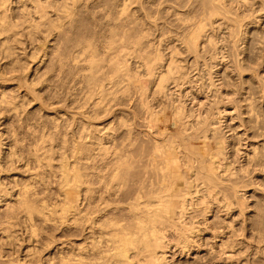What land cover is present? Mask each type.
Masks as SVG:
<instances>
[{"label": "bare ground", "instance_id": "obj_1", "mask_svg": "<svg viewBox=\"0 0 264 264\" xmlns=\"http://www.w3.org/2000/svg\"><path fill=\"white\" fill-rule=\"evenodd\" d=\"M88 1L93 2L94 0H0V54L1 53H3L2 55H4V53L9 54L12 49L14 50L15 47L16 48L18 47L17 44L18 45H25L24 42H25V40H27L28 43L31 45V47L33 49H35L37 52L39 50L42 51V56H44L45 59H47L46 56L48 55V59H50V61L53 60V62H51V63H56V64L60 65V67H63L64 64H62V63L66 61V60L64 61V58H65L66 55L70 54L72 60H74V59L76 60V58L78 57V54L80 53L81 55H83L82 58H84L86 60V64L84 63L85 64L84 67L86 69H88L87 71L85 70L86 73L84 75H82V76H84L83 79L86 77L85 79H87L88 84H91L90 87H93L94 95L96 93L99 94L100 96H105L106 95L105 94L106 93V91H105L106 89L104 90L103 88H101V87H106L107 86L106 83L105 84L102 83L103 86L99 87V85H100L99 81L100 82H102V81L105 82V80H104L105 78H102V76L105 77V75L104 74L102 75L101 71H100L101 74L97 73V71L99 72L98 69L101 66L103 67V64H105V66H107V64H108V67L110 68L109 72L111 70L113 72L112 76H111V74H109V78L112 77L111 80H109V82H112L114 80L118 81V80H120L119 79L120 77L123 78L124 82L126 80V83H124V84L122 83L120 88H122V86H124L126 84H130L129 87L131 85H134V86L138 85V87L141 89V91L146 93V91H149L148 88L151 87V86L148 87L149 83H150V85L152 84L151 82L156 83L157 88H155V90H156L157 94H155V95H158L159 93L160 94L164 93V95L166 94V97H167L166 99H168V101L166 102L167 106H166V108H164L165 111L167 112L166 115L164 114V117L165 116L167 117L166 118L167 121L165 120L166 123H167V125H166L167 127H166V132L160 131L158 127H155L156 130H155V128H154V130L156 131V136H154L153 133H150L151 131L150 132L147 131V132H149V133H147V136H148L147 146H143L142 144L134 143L136 145H134V147H132L133 144L131 143L132 144L131 148H133L132 150L129 149V151L131 150L130 151L131 154H130V152L127 149H124L125 145L122 146V148L118 150L116 147H112V148H110V146L108 147L107 145H105V142L100 139V141L98 143V148L102 151V154L107 156V157H108V155H109V157H111L112 156L111 152H112L113 153L112 159H113L114 163H113V161H111L113 164L111 165V168H110L109 172H108V170H109V168H108L106 176H103L104 174L103 175L100 174V175L103 176V178L100 177L102 179L99 180V182L97 184L98 187H96V188H94V183L95 182H93V180H92V178H94V177L91 178L92 173L90 174L88 171H85V172L80 171L82 169H80V167L76 166V165H75L76 167L74 166V168L70 169V167L68 168L67 163H65V162L63 164L61 163L62 164V169H61L62 170V174H61L62 178L61 179L63 180V184L67 187V191H66L67 194H66V200H65V206H66L65 208L67 210L66 209H63V210H66V211H68L71 214L72 225H69L70 226L69 228H71L72 233H73V234H71L72 237H73V241H71V243H70V251H69V253H67L66 256L65 255L64 256H60L59 264H175L176 263L175 260H176L177 256L178 257H181V256L183 257L184 255H187V254H188L187 256H189L190 252L196 251V253L197 252L199 253V251L201 249H203V246H204V243H205V239H204L205 236H203V233L207 232L208 230H210V232L212 231L210 233V236H211L210 238L215 240V242H216L217 239H219L217 241L220 242L219 246L222 249L225 250V248H227V247L231 248V246H232V245H230L231 241H229L228 238H227L228 240H224L223 239L224 237L221 236L222 233H221V230H219L220 229L219 224H221V223L219 221L218 222L217 221L216 222L209 221L208 217H209V215L210 216L214 215L217 212L218 213L226 212L227 214L233 213V211L236 209V207L239 208L240 204L243 203V202H241L242 198L240 197V195H241L240 194V192H241L240 191V186L243 185V183L239 186V183H240L239 181L243 180L242 178H244V176L249 173V171H250L249 170V166L254 168V169L256 167H259V168L260 167H264V133L261 132V134H259L261 137H263L261 139L262 143L259 144V145H255V147L252 149V151H250L251 154H248V156L245 155V157L247 156L246 159L244 160L246 162V164H245L246 167H245V165H242V164H240V166H237V164H236L237 162L235 161V159H233V157H234L233 155H235V153H233V152H237V154H239L238 153V152H240L239 151L240 150L239 146L241 145L240 142H241L242 139H240V140H238L236 142V141H234L235 137H234V140H232L233 137L228 138V136L225 134L226 131H224V129H223L224 121H222V118L225 117L224 116L225 113L227 115V112H226L227 111V107H229L231 105L235 109L238 108V105L240 106L241 109H244L241 113H243V112L247 113L246 117H247V120L249 122H252V121H254L255 123L258 122L260 113L257 114L254 111V106H256V105L253 106V104L251 103L252 102L251 101L252 97L250 95H253V97H254V92L255 91H251V92H253V94H250L248 92V91H250V90H248L249 87L247 88V87H245V85H242V84H244V83H242L243 82V78H244V77L242 78V74L245 73V70L243 71L242 68H244L246 66V65L243 66V64H245L244 62H246V61H244V59H243L244 62L242 64V61H240V60L236 61L237 58L236 59L234 58V60H232V61L230 60L231 61V64H230L231 68L229 67V69H226V66H225V63H226V60H227L226 58H228L229 55L227 56V54H225V52L222 51V47L225 46L229 42H226V44H224L225 42L224 43L221 42L222 43V44L220 43L222 45L221 46L219 44V42L221 40L219 42L216 41L215 39L218 38V37L212 38L211 37V36H213L212 32H209V34L210 33L212 34V35L211 34L209 35L207 33L208 32L207 30L210 29V30L213 31L215 29L216 30H218V29L220 30L221 29L220 33L223 31V34L220 35V38H228V37L230 38L232 36V34H233V36H235V34L236 35L238 34V32H237L238 28L241 26L240 20H238L237 18H235L233 16H229V11L225 8V4H224L223 0H193L194 5H196V3H198L196 6L201 8L202 16L199 19L197 17V16H200V14H201V11H200L199 15L196 14L197 15L196 17H197L198 20L190 21L191 19H188L187 17H185V15H184V17L181 15V17H183L182 20L184 21L182 27L185 28V30H183L184 28L182 30L185 31V32L181 33V36H175L176 39H174V40L178 41L179 45H178V48L176 46L174 48H172V51H171V54L169 55V57H164L159 52L156 53L155 55H152V54L149 55V56H145L144 54L141 55L139 53V49L142 46H144L142 44H145L146 42H150V41L146 40L148 38H147V36L145 37V34L143 35L142 32H141L142 34L139 33L140 31H136L135 28H134V30H133L134 32H131V31L128 32L126 30H124V31H118V30L116 31L115 30V31H112L111 34L109 33L110 34V38H109V41H107L108 42L107 43L108 46H107V44H105V47H109V49L107 50V52H105L103 50V52L107 53V56H105L104 58L100 57L99 59H97L98 57L95 58L96 51H95V49L92 48V46L90 44L91 41L90 42L87 41V40H89V38L86 39L87 36L90 37V35L95 33V32L92 33V31L95 30V29H93V30L91 29L92 30L91 31L92 34H90V35H88V32H85L87 30L89 31V28L86 25L89 24V23H93L92 21H94V19H96V18L93 19V17H90V19L91 18L93 19L90 22V21H88V20H90V19H88L89 17L86 15L87 19H85V18L82 19L84 16L81 18V14L82 13L84 14L85 11L82 12L80 15H78L79 12L83 11V10H81L82 7L87 9L86 2H88ZM103 1L104 0H101L102 4L104 3ZM106 1L107 0H105V2ZM115 1H117V0H115ZM178 1H176V2H178ZM186 1L187 0H185L183 2V0H182V3H184V4L183 5L181 4V6H180L181 8H182V6H184L186 4ZM259 1H261V0H259ZM99 2H100V0H99ZM99 2L97 1V4ZM124 2H123V12L126 13L125 9H126L127 5ZM132 2H134V1H132ZM180 2H181V0H180ZM193 2H191V3H193ZM238 2H239V4H238L239 6L243 3V2L240 3L239 0H238ZM244 2H246V1H244ZM247 2L245 3V5L246 4L248 5ZM250 2H253V1H250ZM108 3L110 4V0H108ZM108 3H106V4H108ZM128 3H130V2H128ZM235 3H236V1H235ZM14 4H16V6L18 5L17 6L18 9H17L16 12L11 7V6H15ZM97 4L95 6H97V8H98ZM121 4H122V0H121ZM121 4H119V5H121ZM177 4H178V6L180 5L179 3H177ZM250 4L252 5V3H250ZM99 5H101V4H99ZM141 5L143 6V4H141ZM159 5H161V4H159ZM192 5L190 4V6H192ZM194 5L192 7H194ZM245 5H244V7H245ZM251 5H248V6H251ZM91 6L94 9L95 6L93 7L92 3H91ZM102 6L103 5H101V7ZM180 7L178 9H180ZM88 8H89V10L92 9V8H90V6ZM109 8H110V6H109ZM112 8L115 9V7H113V6H112ZM118 8H119V6H118ZM137 8L140 9V7H137ZM188 8H190V7H188ZM250 8H248V9L250 10ZM262 8H260V9L262 10ZM113 9H111V10H113ZM191 9H195V8H191ZM197 9H199V8H197ZM235 9H236V6H235ZM115 10L117 12H113V14L114 13H118L119 12L118 10H120V9H118V10L115 9ZM146 10L147 9H145V11ZM154 10H155V8H154ZM195 10H194V14L199 12L197 10H196L197 11L196 12ZM239 10H241V9H239ZM261 10H260V12H261ZM86 11H88V9ZM104 11H106V10H104ZM158 11H160V10H158ZM174 11H176V10H174ZM123 12H122V14H123ZM187 12H188V10H187ZM241 12H242V10H241ZM244 12H245L244 15H246L248 17L247 14H249V13H246V12H249V11L246 10ZM92 13H94V11H92ZM92 13H90V15ZM100 13H102V12H100ZM97 14L98 13H96L95 16ZM129 14H130V16H128V17H130V19L133 18L132 16L135 15V14L132 15L131 13H129ZM150 14H148V15H150ZM77 15L80 16L79 17L80 19L77 17ZM244 15H243V17H244ZM171 16H172V14H171ZM235 16H236V14H235ZM250 16H252V13H251ZM120 17H121V15H120ZM243 17H242V19H243ZM78 19H79V22H82L81 20H84V21L87 20L88 21V22L86 21L87 24H85L86 22L81 24L82 26L85 25V27L88 28L87 30L83 31V33L87 34V36L85 35L86 37H84V34L82 33V30H81L82 28H78L79 31L76 28H74V30L76 29V31L79 32L78 34L82 33L83 35H78L77 34L76 37H71L72 35L68 34L69 31L73 30L72 29L73 27L81 26V25H78V24H80L78 22ZM117 19H115V20H117ZM146 19L148 20V18H146ZM109 20H110V16H109ZM123 20H124V18H123ZM246 20H247V18H246ZM155 21H157V23H158L157 19ZM155 21L153 22V24L155 23ZM169 21H171V20H169ZM76 22H77V24L75 25ZM133 22H135V21L133 20ZM94 23L96 24V21ZM136 23H137V21H136ZM260 23L261 22H259V24ZM114 24L116 25V23H114ZM121 24H122V22H121ZM251 24H252V20H251ZM110 25H111V23H110ZM118 25H116V26H118ZM254 25H255V23H254ZM254 25H251L250 27H252ZM90 26H93V24H91ZM94 26H96V25H94ZM108 26H109V24H108ZM125 27H127V26H125ZM134 27H135V25H134ZM259 27H260V25H259ZM90 28H92V27H90ZM131 28L133 29V27H131ZM148 28H151V27H148ZM113 29L114 28H112V30ZM115 29H116V27H115ZM245 29L249 32L247 27H245ZM154 30H155V27H154ZM252 30L256 31L257 29L252 28ZM258 30H260V29H258ZM261 30H263V29L261 28ZM250 32L252 33L251 30H250ZM260 32H262V31H260ZM213 33L215 34V32H213ZM218 33H217V36H218ZM251 33H249V34H251ZM256 33H257V31H256ZM258 33H259V31H258ZM103 34H104V31H103ZM97 35H98V33H97ZM56 36H58V37L56 38ZM100 36H102V35H100ZM116 36H117V38H116ZM118 37H119V41H118ZM172 37H174V36H172ZM42 38H43V40H41ZM92 38L93 39H90V40H94L93 36H92ZM152 38H153V36H152ZM220 38H218V39H220ZM39 39L41 40L40 42L38 41ZM60 39H61V42H60ZM167 39H168V36H167ZM230 39H231L232 42H234L232 40V38H230ZM36 40L38 41L37 43H36ZM250 40L251 39L247 40V43ZM263 40L264 39H262V42H260V43H263ZM256 41H258V40H256ZM259 41H261V40H259ZM34 44H36V47L34 46ZM92 44H94V42ZM250 45H251V43H250ZM70 46H73V49H74L73 50L74 52L72 54L71 53L68 54ZM121 46L129 47L130 51L127 50L128 52H125L126 50L124 49L125 51L123 50L124 51L123 52L120 49ZM146 46L147 45L145 44V47ZM229 46H231V44ZM229 46L226 45L225 49H227V47H229ZM234 46L236 47V42H235ZM257 46H258V44H257ZM257 46H256V49L258 48ZM260 46H262V45H260ZM105 47L103 49H105ZM94 48H96V47L94 46ZM97 48H98V46H97ZM159 48H160V46H159ZM252 48H254V47L252 46ZM149 49L151 51V48H149ZM200 49H206L207 50V51L205 50L206 52L205 51L204 52L206 53V56L208 57L207 60H209V63L206 64V60L203 59L204 60L203 64H205L204 68L206 70H204L203 67L201 68L199 66V64L202 62L201 58L205 57V53L203 54V56L200 55V53H201ZM229 49H230V47H229ZM232 49L234 50L235 48H232ZM262 49H264V48H262ZM50 50H51V52H50ZM231 50H229L230 51L229 52L230 55H231ZM235 50L232 52V55L233 54L234 55L237 54L236 53L237 51L235 52ZM250 50H252V49H250ZM101 51H99V53ZM168 51H170V50H168ZM238 51H240V50H238ZM263 51L261 53H263ZM12 52L13 51H11V54H12ZM48 52H49V54H47ZM75 52L76 53L79 52V53L76 55ZM15 53H17V52H15ZM33 53H35L34 50L32 51L31 55ZM50 53L52 55L51 57H50ZM185 53L188 54L190 59L192 58L191 62H192L193 69L191 68L192 66L190 65L191 66L190 68L192 69V74L191 75H189V72L187 71L188 70L187 66H186V69H184V66L182 67L183 64H180V60L177 59L178 58L177 54H179V56H180L182 54L184 55ZM226 53H227V51H226ZM242 53H243V50L240 53V55ZM246 53H244V55ZM33 55H35V54H33ZM98 55H100V54H98ZM263 55H261V56L256 55V56H259L262 59ZM7 56H9V55H7ZM36 56H37V54H36ZM248 56H250V55H248ZM34 57L32 56V59ZM207 57H205V59ZM236 57H238V56H236ZM252 57H254V56H252ZM5 58L7 59V57H5ZM131 58L133 60H134V58H137V60L135 62L139 63V65H138V67L140 66L139 69H135V70L132 69L134 66H131L130 65L131 61H129ZM229 58L232 59V57H229ZM263 58H264V56H263ZM68 59H70V57H68ZM81 59H79V62H80ZM199 59L201 60V62L199 61ZM257 59H258V57H257ZM253 60H255V58H253L251 61H253ZM42 61H44L43 58L40 59V61H38L39 62V66L41 65L40 63H42ZM50 61L48 63H50ZM105 61H106L107 64L105 63ZM67 62H65V63H67ZM258 62H259V60H258ZM258 62H255V63H258ZM10 63H11V65H13L10 68V71H11V73L15 74V71H17V66L19 65V63L17 64V66L15 65L17 62L15 63L13 60ZM32 63H35V62H32ZM68 63H71V62L69 61ZM251 63H248V67L247 68H249L251 66L250 65ZM261 63L263 64V62H261ZM50 64L48 66H50ZM61 64H62V66H61ZM218 64H222V65H220L221 68H223L225 66L223 68V70L221 69L222 70L221 74H218V71H220L219 69L218 70H212L214 68L213 66H217ZM262 64H260L259 66L257 64H255V65L260 67ZM43 65H41V66H43ZM45 65L47 66V64H45ZM81 65H83V64H81ZM255 65H254V69L256 67ZM57 66H55V67L57 68ZM71 66L74 69L73 65H71ZM36 67H38V66H36ZM261 67H260V69H261ZM101 68H100V70H101ZM217 68H219V65L216 67V69ZM251 68H253V67H251ZM3 70H1V71H3ZM65 70H67V68H65ZM65 70H63V71H65ZM257 70H259V68ZM4 71H6V70H4ZM54 71L56 72V69ZM82 71H84V70H82ZM255 71H256V69H255ZM20 72H21V70L19 71V73ZM71 72H73V70ZM71 72H70V74H72ZM102 72H104V71H102ZM253 72H254V70H253ZM19 73H17V74H19ZM229 73L231 75L233 73L234 74L237 73L238 76L241 75L242 79L241 78H239V79H241L242 81L239 80L240 84L238 86H236V89L234 91H232V93L236 94L238 96V97L236 95L234 96V97L238 98V101L235 99L237 101L236 103H239V102L242 101V104L239 103L237 105H235V104L233 105L232 103L235 102V101L234 100L232 101V100H230V98L227 97V95L229 93V92L227 93V91H228L229 88H226V86L228 87L229 85L232 84V83L229 84V81H228V79L230 78L229 77V75H230ZM258 73H260V72L258 71ZM0 74H2V73H0ZM17 74L12 75V76L14 78L16 77L18 79L19 78L22 79L23 76L21 75V73H20V75H17ZM41 74H43V73H41ZM44 74H45V71H44ZM57 74H59V73H57ZM254 75L255 74L253 73V76ZM2 76H0V81H1ZM70 76H72V75H70ZM263 76H264V74H263ZM25 77H27V76H25ZM214 77H216L215 80H219V81H217V83H214V81H215ZM237 77L235 76V78H237ZM256 77H258L257 79H259L260 76L258 75ZM256 77H255V79H256ZM9 78H10V76H9ZM48 78H47V80H48ZM67 78L69 79V76ZM248 78H249V76H248ZM260 78L262 79L263 77H260ZM68 79H67V81L69 82ZM101 79H103V80H101ZM251 79H253V81H256V80H254V77H253V78L247 79L248 82H249V80H250V82H252ZM45 80H46V78H45ZM123 80L121 82H123ZM232 80H234V79H232ZM35 81H38V80H35ZM63 81H64V79H63ZM106 81H108V79ZM261 81L262 80H258L256 83L258 84V82H260V84H258V85H260V88H259L260 91H258V92H262L261 94H263L264 93V86L261 85V83H262ZM6 82H7V80H6ZM26 83H27V80H26ZM235 83H236V81H235ZM43 84H45V83H43ZM88 84H86V85H88ZM118 84L120 86V82ZM252 84H254V82H252ZM33 85H34V83H33ZM64 85H66V84H64ZM75 85H73V86H75ZM194 85H195V87H193ZM110 86H111V84H110ZM35 87L38 88L39 85L37 86V84H36ZM35 87H34V89L36 91ZM57 87H59V86L57 85ZM192 87L194 89H196V90H193ZM233 87H234V85H233ZM88 88H89V85H88ZM126 88L128 89V87H125V90H124L125 92H127ZM139 88H138V90H139ZM188 88H189V90H187ZM63 89L65 90V87ZM108 89H109V86H108ZM119 89H117V90H119ZM251 89L253 90V88H251ZM29 90L33 91V88L30 87ZM183 90H184L185 93L184 94L180 93ZM90 91H91V88H90ZM103 91H105V92H103ZM113 92H114V90H113ZM143 92H142V94H143ZM174 92L176 94H174ZM123 93L124 92L122 91V96H123ZM148 93L149 92H147V94ZM61 94H63V93H61ZM70 94H73V93H70ZM97 94H96V96H97ZM129 94L131 95L130 92H129ZM172 94H174L175 96L168 97V95H172ZM108 95H107L106 99H108ZM112 95L113 94L111 93V95H110L111 97H109L110 99L111 98L113 99ZM118 95H120V93ZM130 95H128V96H130ZM183 95H184V98L182 97ZM32 97H33V95H32ZM36 97H37V95H36ZM46 97H47V95H46ZM87 97H89V96H87ZM126 97H125V99H126ZM75 98H77V97H75ZM143 98H141V99L144 101ZM154 98H156V97H154ZM201 98L205 99V100L202 101V100H200ZM254 98H252V99H254ZM1 99H2L1 103L10 104V105H7L9 110L13 109V108H16V104H14L12 102H11L12 103L11 104V103H9V101L7 102L6 100H4L5 99L4 96H2ZM98 99H99V97H98ZM101 99H103L104 102L106 100L104 98H101ZM187 99H189L190 102H191L190 107H187V105H186V100ZM103 100H101V101L103 102ZM109 100L108 101L106 100V102H109ZM145 100H147V99H145ZM17 101H19V100H17ZM58 101H59V99H58ZM75 101H76V99H75ZM39 102H41V101H39ZM68 102H69V100H68ZM163 102H165V100ZM41 103H43V102H41ZM157 103H158V101H157ZM64 104H66V103H64ZM102 104H104V103H102ZM102 104H101V106H103ZM147 104H146V108H147V110H149L148 109L149 106L147 107ZM121 105H122V103H121ZM142 105H144V103ZM47 106H48V104H47ZM59 107H60V105H59ZM103 107H105V105ZM66 108H68V107H66ZM71 108L72 107H70V109ZM85 108H86V106H85ZM118 109H120V108H118ZM122 109H125V108H122ZM261 109H263V108H261ZM59 110H60V108H59ZM150 110H149V114H150ZM80 111L82 112V110H80ZM152 111H154V112H151L152 115H149V116H152L150 118V121H158V119H160L159 116L162 113L160 111L156 112L154 109ZM256 111H257V109H256ZM104 112H106V111H104ZM16 113H18V112H16ZM158 113H161V114L159 115ZM163 113H165V112H163ZM238 113H240V112H238ZM241 113L239 115H241ZM72 116H74V115H72ZM67 117H68V115H67ZM161 117H163V115ZM85 118H87V117L85 116ZM126 118H128V117H126ZM147 118H149V117H147ZM89 119H90V116H89ZM241 120H242V123H243V119H241ZM248 121H247V124H248ZM78 122H79V120H78ZM60 123H58V124H60ZM148 123L150 124L151 122H148ZM152 123L150 125L154 126L158 122H156V123L154 122L155 124H152ZM146 124L147 123H145V125ZM129 125H131V124H129ZM156 125L158 126V124H156ZM81 126L82 125H80V127ZM63 127H65V124L63 125ZM96 127L94 128L95 130H96ZM129 128H131V127H129ZM123 129H124V126H123ZM99 130L101 131L102 128H100ZM151 130H152V128H151ZM57 131H59V130H57ZM77 132H78V129H77ZM262 133H263V135H262ZM128 134H130V133H128ZM73 135H74V133H73ZM94 135L96 136V134H94ZM124 135H125V133H124ZM140 135H141V133H140ZM235 135L238 137L237 134H235ZM232 136H234V135H232ZM99 137H100V135H99ZM60 139H61V137H60ZM75 139H77V138H75ZM135 139H137V138L135 137ZM139 139H140V137H139ZM80 140L81 139H79V141ZM95 141L93 139V141L91 143H93ZM121 141L123 143V140H121ZM86 142H88V141H86ZM85 143H82L81 146L83 144H85ZM76 146H77V144H76ZM87 147H89V146H87ZM95 147L96 146L94 145V148ZM78 150H80V149H78ZM13 151H11V154L9 156L14 155ZM86 151H87V149L83 151L85 153V156L88 155L86 153ZM76 152H77V150H76ZM83 152L81 153L82 155H84ZM88 152H91V151L88 150ZM45 153H46V151H45ZM37 154H39V153H37ZM79 154H80V152H79ZM79 154H78V157L81 160V157L79 156ZM110 154H111V156H110ZM52 156H50V158ZM83 158H85V157H83ZM88 159H89V157H88ZM105 159H107V158H105ZM109 159L110 158H108V160ZM77 161H79V160H77ZM103 161L104 160H102V162ZM79 162H81V161H79ZM92 162L93 161H91V163ZM68 163H69V160H68ZM75 163H76V161H75ZM86 164H87V162H86ZM105 164L107 166V162ZM90 165H88V166H90ZM103 165L104 164H102V166ZM48 166H50V165H48ZM81 167H82V165H81ZM103 168H104V166H103ZM86 172H88V173H86ZM96 177H95L94 181H96ZM246 177H248V176H246ZM97 181H98V179H97ZM3 185L0 182V203L2 201H4V199L7 198L8 195L10 194L8 192L7 188H5L6 186L4 185L5 186L4 187ZM241 187H243V186H241ZM26 190L27 189L25 188V191H22L20 193L22 198L18 201L20 203L18 205L27 206L26 203H28L29 200H28L26 194H27V192L29 190L28 191H26ZM64 190H66V188ZM28 194H29V192H28ZM243 195H245V194H242V196ZM28 197H29V195H28ZM244 199H246V198H244ZM2 204H3V202H2ZM0 206H1V204H0ZM241 206H240L239 209L242 210ZM19 210H20V208H19ZM31 210H34V208L31 209ZM243 211L244 210H242L241 212L243 213ZM241 212H240V214H241ZM226 213H224V214H226ZM221 215H223V214H221ZM231 223H232V221H231ZM231 223H229L227 221V224L226 223L225 224L231 226L232 225ZM222 224H224V223H222ZM43 226H44V224H43ZM6 227H8V226H6ZM60 227H62V226H60ZM57 228H58V226H57ZM12 229H14V228H12ZM232 232L235 233L234 229L232 230ZM230 236L232 237L233 235L231 234ZM230 236H227V237H230ZM77 242H80V243L77 244ZM207 246H208V244H207ZM219 246H218L217 249H220ZM228 248H227V250H228ZM224 250L222 252H224ZM212 253H213V251H212ZM214 253H215V251H214ZM2 258L3 257L0 256V264H5L4 261L2 260ZM211 258H214V257H211ZM193 259H195V258H193ZM210 260H213V259H210ZM229 261H231V260H229ZM25 262H26V260H25ZM209 263L211 264V262H209Z\"/></svg>", "mask_w": 264, "mask_h": 264}, {"label": "rangeland", "instance_id": "obj_2", "mask_svg": "<svg viewBox=\"0 0 264 264\" xmlns=\"http://www.w3.org/2000/svg\"><path fill=\"white\" fill-rule=\"evenodd\" d=\"M97 1L99 2V0H94L93 2H91V1L86 2V4H87L86 7H87L88 11H86L87 10L86 8L82 7L81 10H83V11H81V12L78 13V15H80L82 12L85 11L84 14L82 13L83 15L81 14V18L84 16L82 19H84V18L87 19L86 18L87 16L89 17L88 19H90V17H93V19L96 18V19H94V21H92L93 20L92 18L90 20H88L90 22L91 21L93 22V23H89L90 25L93 24V26H90L89 24H87V22H88L87 20H86L87 22L84 21V20H81L82 22H79V19H80L79 17L80 16L77 15V17L79 18L78 19V22L80 23L78 25H81L82 23H85L86 22L85 24H87L86 26L89 28V31L90 32L87 30L88 28H86L85 25L84 26L81 25V26H78V27L75 26V27L72 28L73 29L72 31H69L70 33L68 32V34L72 35L71 37H76L77 36V34L79 33L78 32L79 31L78 28H82L81 29L82 30V33H83V31L87 30L85 32H88V35H90L93 32H95L92 35H90L91 38L89 36H87V34H85V33H83V34H84V37L87 36L86 39L89 38V40H87V41H89V42L91 41L90 44H91L92 48L95 49V51H96L95 58L98 57L97 59H99L100 57L101 58H104L105 56H107V53H105V52H107V50L109 49V47H105V44L108 43L107 41H109L110 34H111L112 31H115V30L116 31L117 30L118 31H124V30H126L128 32H130V31L131 32H134L133 31L134 28H135L136 31H140L139 33L142 32L143 35L145 34V37L147 36V38H148L146 40H149L150 41V42H146L145 43L147 45L146 47H145V44H142L144 46L141 45L142 47L139 49V53L141 55L144 54L145 56H149L151 54L152 55H155L156 53L159 52L164 57H169V55L171 54L172 48H174L175 46L178 48V45H179L178 41L174 40V39H176L175 36H181V33L185 32V31H183V30H185V28L182 27V25L184 23V21L182 20V18L184 17V15L188 19H191L190 21H192V20H198L202 16L201 8L196 6L198 3H196V5H194L193 0H187L186 1V4L184 6H182V8L180 7L181 4L182 5L184 4V3H182V0H181V2H180V0L179 1L178 0H122V4H121V0H119V1L118 0L117 1L110 0V4L108 3V0L106 2L104 0L103 1L104 2L103 4H102L101 0H100V2L98 4H97ZM132 1H134L136 4L134 2H132ZM176 1H178V2H176ZM184 1L185 0H183V2ZM190 1L193 2V3H191ZM235 1H236V3H235ZM235 1L234 0L233 1L232 0H223V2L225 4V8L229 11V16H233V17L237 18L238 20H240V22H241V26L238 28V31H237L238 34L237 35L235 34V36H233V34H232V36L230 37V38H232V40L234 42H232L229 37L228 38H220V35L223 34V31L220 33L221 29L220 30L219 29L216 30L214 28L215 30H213V31L210 30V29H208L207 30L208 32L207 31L206 32L208 34H209V32H212V34H213V36H211L212 38H216V37L220 38V39H218V38L215 39L218 42L221 40L219 42V44L221 42L222 43L225 42L224 44H226V42H229V43L226 44L227 46H229L231 44V46H229L230 49H229V47H227V49H225L226 48V45L223 46L224 48L222 47V51H224L225 54H227V56L229 55L228 58H226L227 59L226 60V63L228 62L227 64L225 63L226 69H229L230 64H231V61L234 60V58L235 59L237 58L236 61H238V60L242 61V64H243L244 61H246V62H244L245 64H243V66L244 65H246V66L244 68H242L243 71L245 70V73L242 72L243 73L242 74V78L244 77L243 78V82H242L244 84H242V85H245V87H247V88L249 87L250 88V89L248 88V90H250V91H248L250 94H253V92H251V91H255L254 92V97L255 98L253 97V95H250L252 98H254V99L251 98V101L252 102L251 101L250 102L253 104V106L256 105V106H254V111L257 114L260 113L259 114L258 122H256V123L254 121L249 122L247 120V117H246L247 116V113H245V112L241 113L244 109H241L239 105H238V108H236V109L234 107H232V105L229 106V107H227V111H226L227 112V115L225 113L224 114V116H225L224 118L225 119L222 118V121H224V123H223V129H224V131H226L225 134L228 136V138L233 137L232 140H234V137H235V140L234 141H236V142L238 140L242 139L241 142H240L241 145L239 146L240 147V150H239L240 152H238L239 154H237V152H233L236 155V156L233 155L234 156L233 159H235V161L237 162L236 163L237 166H240V164H242V165H245L246 164V162L244 160L246 159V157L248 156V154H251L250 151H252V149L255 147V145H259V144L262 143V140L261 139L263 137H261L259 134H261V132L264 133V96H263L264 93L261 94L262 92H258V91H260V89H259L260 88V85H258V84H260V82H258V84L256 83L258 80H262L261 81L262 82L261 85L264 86L263 85L264 84V82H263L264 81V76H263V74H264V66H263L264 65V58H263L264 51L263 50L264 49H262V48H264V40H263V43H260V42H262V39H264L263 38L264 37V20H263L264 19V9H263L264 8V2H263L264 0H261L263 3L261 1H259V0H256L257 2L255 0H250V1H253V2H250L249 0H244L246 2L248 1L247 2L248 5H251L250 3H252V5H251L252 7L251 6H248L247 4L245 5L246 2H244L243 0H239L240 3H242V2L244 3V4L242 3L243 5L241 4L240 6L238 5L239 4L238 0H235ZM90 2L92 3L93 7L97 4L98 5V8H97V6H95L94 9H93ZM123 2L126 3V5L128 7L127 8L125 6L126 9L124 8L126 10V13L123 12ZM128 2H130V3H128ZM106 3H108V4H106ZM177 3H179L180 5L178 6ZM16 4H14L15 6H11L12 9L15 12L18 9L17 8L18 5L16 6ZM99 4H101L103 6L101 7V5H99ZM119 4H121V5H119ZM141 4H143V6ZM159 4H161V5H159ZM190 4L191 5L193 4L194 7H192L193 5L190 6ZM88 5L90 6V8H92L91 10H89V8H88L89 6ZM108 5L110 6L111 9H113L112 6L115 7V9H117V10L120 9V10H118L119 12L113 14V12H117V11L115 9L111 10ZM244 5H245L246 8L244 7ZM118 6H119V8H118ZM235 6H236V9H235ZM137 7H140V9H138ZM179 7H180V9H178ZM188 7H190V8H188ZM196 7L199 8V9H197ZM154 8H155V10H154ZM191 8H195L199 12L194 14V10L195 9H191ZM248 8H250V10ZM260 8H262V10ZM145 9H147V10L145 11ZM239 9H241L243 13ZM104 10H106V11H104ZM158 10H160V11H158ZM174 10H176V11H174ZM187 10H188V12H187ZM246 10L249 11V12H246V13H249V14H247L249 18L246 15H244L245 14L244 11H246ZM260 10H261V12H260ZM92 11H94V13H92ZM200 11H201V14H200ZM100 12H102V13H100ZM122 12H123V14H122ZM250 12L252 13V16H250L251 15ZM90 13H92L91 14L92 16L90 15ZM96 13H98L97 14L98 16L96 15L98 18L95 16ZM129 13H131L132 15L135 14L134 15L135 17L132 16L133 18L130 19V17H128V16H130ZM241 13L244 15V17H243V15ZM148 14H150V15H148ZM171 14H172V16H171ZM196 14L197 15L200 14V16H197ZM235 14H236V16H235ZM120 15H121V17H120ZM181 15L183 17H181ZM109 16H110V20H109ZM196 16L198 17V19H197ZM242 17H243V19H242ZM123 18H124V20H123ZM146 18H148V20ZM246 18H247V20H246ZM115 19H117V20H115ZM156 19L158 20V23H157V21H155ZM133 20L135 22H133ZM153 20L155 21L156 24L155 23L153 24V22H154ZM169 20H171V21H169ZM251 20H252V24H251ZM95 21H96V24L94 23ZM136 21H137V23H136ZM121 22H122V24H121ZM259 22H261V23L259 24ZM110 23H111V25H110ZM114 23H116V25H118V24L119 25L116 26ZM254 23H255V25H254ZM76 24H77V22L75 23V25ZM108 24H109V26H108ZM94 25H96V26H94ZM134 25H135V27H134ZM251 25H254V26L250 27ZM259 25H260V27L263 30H261V28L259 27ZM89 26L92 27V28H90ZM125 26H127V27H125ZM244 26L247 27V29L249 30V32L245 29ZM115 27H116V29H115ZM131 27H133V29ZM148 27H151V28H148ZM154 27H155V30H154ZM74 28H76L78 31H76V29L74 30ZM112 28H114V29L112 30ZM252 28L257 29L256 30L257 33H256V31H253ZM91 29L92 30L95 29V30L92 31ZM258 29H260V30H258ZM250 30L252 31V33L250 32ZM91 31H92V33H91ZM103 31H104V34H103ZM258 31H259V33H258ZM260 31H262V32H260ZM213 32H215V34ZM82 33L81 34H78V35H83ZM97 33H98V35H97ZM217 33H218V36H217ZM249 33H251V34H249ZM100 35H102V36H100ZM92 36L94 37V40H90V39H93ZM152 36H153V38H152ZM167 36H168V39H167ZM172 36H174V37H172ZM57 37L58 36H56V38ZM116 38H117V36H116ZM246 39L247 40L251 39V40L248 41V43H247V40ZM255 39L258 40V41H256ZM41 40H43V38ZM41 40L39 39L38 41L40 42ZM259 40H261V41H259ZM38 41L36 40V43ZM118 41H119V37H118ZM60 42H61V39H60ZM93 42H94V44H92ZM235 42H236V47L234 46L235 45ZM250 43H251V45H250ZM24 44L25 45H18L17 44L18 47L17 48L15 47L16 49L14 48V50L13 49L11 50V51H13L12 54H11V51H10L9 54H7V53H4V55H2L3 53L0 54V60H1L0 61V66H1L0 67V73H2V74H0V76H2V75L4 76V77L2 76L1 81H0V89H1L0 90V99L2 98V96H4L5 97L4 100H6L7 102L9 101V103L12 102V103L16 104V108H13V109H10L9 110V108H8L7 105H10V104L1 103L2 102V99L0 100V167H1L0 168V182L2 183V185L4 184L6 186L5 187L3 185L5 188H7L8 192L10 193L8 195V197L5 198L4 201H2L3 204H2V202L0 203L1 204V206H0V256L3 257L2 260L4 261L5 264H7V263L8 264H59V260H60L59 258H60V256H64V255L66 256V254L69 253V251H70V243H71V241H73V237L71 235L73 233H72L71 228H69L70 227L69 225H72V222H71L72 221L71 214L68 211H66L67 209L65 208L66 207L65 206V200H66V194H67V192H66L67 191V187L63 184V180L61 179L62 178V175H61L62 174V170H61L62 169V164L64 162L67 163V166H68V168L70 167V169L74 168V166L76 165V166H79L80 169H82L80 171H83V172L88 171L90 174L92 173L91 178L94 177V178H92V180H93V182H95L94 183V188L98 187L97 184H98L99 180H101L103 178V176H106V173H107L108 168H109V170H108V172H109L110 171V168H111V165L114 163V161L112 159V156H113V153L112 152H111L112 156L110 154L111 157H109V155L107 157V156L103 155L102 154V151L98 148V143H99L100 139L102 141H104L105 142V145H107L108 147L109 146H110V148L116 147L118 150L121 149L122 146H124V145H125L124 146V149H127L128 151H129V149L132 150L133 149V148H131L132 144H133L132 147H134V145H136L134 143L142 144L143 146H147V143H148L147 142L148 141L147 133H149L151 131L150 133H153V135L156 136V131H155L156 128L155 127H158L160 131L166 132V127H167L166 126L167 125V123H166L167 119L166 118L167 117L166 116L164 117V114L166 115L167 112L165 111L164 108H166V106H167L166 105L167 104L166 102L168 101V99H166L167 97H166V94L164 95V93H162V94L159 93L158 95H155V94H157L156 93V90H155V88H157V86H156V83H153V82H151L152 83L151 85L149 83L148 87L149 86H151V87L148 88L149 91H146V93H144L143 91H141V89L138 87V85H135V86L134 85H131L129 87L130 84H126V85L122 86V88H120L121 85H122V83L123 84L126 83V80L124 82L123 78H121V77L119 78L120 80L117 79L120 82V86L118 84L119 82L116 81V80H114L112 82H109V80H111V78H112V77L109 78V74H111V76H112L113 75V72H112V70L110 71L111 73L109 72L110 68L108 67V64L106 63V61H105V63L107 64V66H105V64H103V67L102 66H101L102 68L100 67L101 70L99 68L98 69L99 72L97 71V73H100V71H101L102 75L103 74L105 75V77L102 76V78H105L104 79L105 82L104 81H102V82L99 81V84H100L99 87L100 86H103L102 83L103 84L106 83V85H107L106 87H101L104 90L106 89L105 90L106 91V93H105L106 95L104 94L105 96H100L99 94L96 93L97 94V96H96V94L94 95V93H93L94 92L93 87H90L91 84H88L87 79H85L86 77L83 79L84 76H82L88 70V69H86L84 67V65L86 64V60L84 58H82L83 55H81L79 52H78L79 54L75 52L76 55L78 54V57L76 58V60L74 59L75 60L74 61V60H72V58H71V56L69 54V53L72 54L74 52L73 51L74 50L73 49V46H70L69 52H68L69 55H66L65 58H64V61L66 60L65 62H67L69 60L71 63H68L69 61L67 63L63 62L62 63V64H64L63 67H60V65H58L56 63H51V62H53V60L50 61V59H48V55L46 56L47 59H45L44 56H42V51L39 50L37 52L35 49H33L31 47V45L28 43L27 40H25ZM257 44H258V46H257ZM260 45H262V46H260ZM34 46L36 47V44H34ZM94 46L96 48H94ZM97 46H98V48H97ZM107 46H108V44H107ZM159 46H160V48H159ZM252 46L254 48H252ZM256 46L258 47L257 49H256ZM104 47H105V49H103ZM231 47L232 48H235V49L237 48L236 50L235 49L234 50H235V52L237 51L236 52L237 54H235V55L238 56V57H236L234 54L232 55V52L234 50ZM149 48H151V51H150ZM249 48L252 49V50H250ZM120 49L122 51L125 49L126 50V51L124 50L125 52H128L127 50L130 51V48L127 47V46H124V47L121 46ZM206 49H200V52H201L200 55L203 56V54L207 51ZM228 49L229 50L232 49L231 50V55L232 56L230 55V53H229L230 51ZM33 50L35 52L33 54H35V55H33V54L31 55V53H32ZM103 50L105 52H103ZM168 50H170V51H168ZM238 50H240V51H238ZM242 50H243V53L240 55V53L242 52ZM99 51H101L102 53L101 52L99 53ZM226 51H227V53H226ZM262 51H263V53H261ZM15 52H17V53H15ZM50 52H51V50H50ZM97 53L100 54V55H98ZM244 53H246L247 55L246 54L244 55ZM6 54L9 55L11 58L9 56H7ZM36 54H37V56H36ZM47 54H49V52ZM177 55H178V58L177 59L180 60V64H183L182 67L184 66V69H186V66H187V69H188L187 71L189 72V75H191L192 74V69H193L192 62H191V59L192 58L190 59V57L186 53L184 55L182 54L183 56L180 55L181 57L179 56V54H177ZM248 55H250V56H248ZM256 55H259V56L263 55L262 56V59H261V57L256 56ZM32 56L33 57L35 56V57L32 59ZM51 56L52 55L50 53V57ZM252 56H254V57H252ZM5 57H7V59ZM68 57H70V59H68ZM205 57H207L206 56V53H205ZM205 57L204 58H201L202 62L199 59V61L201 62V63L199 62L200 63L199 66L201 68L202 67L204 68V66H205V64H203V61L204 60H206V64L209 63V60H207L208 57L206 59H205ZM229 57H232V59L229 58ZM257 57H258V59H257ZM42 58L44 59V61H42V63H40V64L41 65L44 64V65L43 66L40 65L41 66L40 67L38 61H40V59H42ZM253 58H255V60L251 61ZM79 59H81L82 61L80 60V62H79ZM243 59H244V61H243ZM12 60L15 63L17 62L16 64L14 63L16 66L19 63L20 66L19 65L17 66V71H15V74L19 73V71L21 70L20 73L23 76L22 79L21 78L18 79L16 77L14 78L12 76V75H15L14 73H11V71H10V68L13 66L10 63V62H12ZM136 60H137V58H134V60L131 58L129 60V61H131L133 63L132 64L130 62V65L131 66H134L132 68L134 70L140 68V66L138 67L139 63H136L135 62ZM258 60H259V62H258ZM49 61H50V63L52 65L50 63H48ZM32 62H35V63H32ZM255 62H258V63H255ZM261 62H263V64ZM248 63H251L250 64L251 66L249 65L250 66L249 67L250 69L247 68L248 67ZM45 64H47V66ZM49 64H50V66H48ZM62 64H61V66H62ZM68 64L69 65L70 64L73 65L74 69L72 68L71 65L69 66ZM81 64H83V65H81ZM253 64L254 65L257 64L258 66L260 64H262L261 65L262 67L260 66L261 67V69H260V67H258L257 65H255L257 67V68L255 67V69H256V71H255ZM218 65H219V68L216 69V67ZM218 65L217 66H213L214 68L212 70H218L219 69L220 71H218V74H221V71L223 70V68L225 66L223 68H221L220 65H222V64H218ZM36 66H38V67H36ZM55 66H57V68ZM251 67H253V68H251ZM54 68L56 69V72L54 71L55 70ZM65 68H67V70H65ZM258 68H259V70H257ZM3 69L6 70V71H4ZM62 69L65 70V71H63ZM1 70H3V71H1ZM72 70H73V72H71ZM82 70H84V71L86 70V71L84 72ZM204 70H206V69L204 68ZM253 70H254V72H253ZM44 71H45V74H44ZM69 71L72 74H70ZM102 71H104V72H102ZM258 71L260 73H258ZM81 72L82 73L84 72V73L82 74ZM20 73L17 74V75H20ZM41 73H43V74H41ZM57 73H59V74H57ZM253 73L255 74L254 76H253ZM233 74L232 75L230 74L229 75L230 78L228 79L229 84H231V83L232 84L229 85L228 87L226 86V88H229L228 91H227V93L229 92L228 95H227V97L230 98V100H232V101L234 100L235 101V102L232 103L233 105L234 104L237 105L239 103L242 104V101L239 102V103H236L238 101V98L234 97L236 94H233L232 93V91H234L236 89V86H238L240 84L239 83L240 82L239 80H241L242 78H241V75L238 76L237 73L234 74V75ZM70 75H72L73 77L70 76ZM258 75L260 77H263V78L261 79L259 77V79H257L258 77H256V76H258ZM9 76H10V78H9ZM25 76H27V77H25ZM66 76L67 77L69 76V79ZM235 76L236 77L238 76V77L235 78ZM248 76H249V78H248ZM253 77H254V80H256V81H253V79H251V81L254 82V84H252V82H250V80H249V82L247 80V79H250V78H253ZM255 77H256V79H255ZM45 78H46V80L48 78L49 81L48 80L46 81ZM231 78L234 79V80H232ZM239 78H241V79H239ZM63 79H64V81H63ZM67 79L69 80V82L67 81ZM107 79H108V81H106ZM215 79H216V77H214V80ZM6 80H7V82H6ZM26 80H27V83H26ZM35 80H38V81H35ZM101 80H103V79H101ZM122 80H123V82H121ZM217 81H219V80H215L214 83H217ZM235 81H236V83H235ZM33 83H34V85H33ZM43 83H45V84H43ZM36 84H37V86L39 85L38 88L35 87ZM64 84H66L67 86L64 85ZM86 84L89 85V88H88V85H86ZM110 84H111V86H110ZM57 85L59 87H57ZM73 85H75V86H73ZM233 85H234V87H233ZM108 86H109V89H108ZM136 86L139 88V90H138V88ZM30 87L33 88V91H30L29 90ZM34 87L36 88V91H35ZM64 87H65V90L63 89ZM125 87H128V89L126 88L127 92L124 91L125 90ZM193 87H195V85ZM193 87H192V89L193 90H196ZM90 88H91V91H90ZM116 88L117 89L120 88L119 89L120 91L117 90ZM251 88H253V90ZM113 90H114V92H113ZM187 90H189V88ZM105 91H103V92H105ZM122 91L124 92L123 93V96H122ZM129 92L131 93V95L129 94ZM142 92H143V94H142ZM147 92H149V93L147 94ZM61 93H63V94H61ZM70 93H73V94H70ZM111 93L113 94L112 95L113 99L116 97L114 100L112 98H111L112 100L109 98V97H111L110 96ZM119 93H120V95H118ZM180 93L184 94L185 92L183 90ZM31 94L33 95V97H32ZM174 94H176V93L174 92ZM174 94L168 95V97L175 96ZM36 95H37V97H36ZM46 95H47V97H46ZM107 95H108V99H106L107 98ZM128 95H130V96H128ZM87 96H89V97H87ZM75 97H77V98H75ZM98 97H99V99H98ZM125 97H126V99H125ZM154 97H156V98H154ZM182 97L184 98V95ZM101 98H104L107 101L109 99L110 100H109V102H106V100L104 102V100L101 99ZM141 98H143L145 102ZM58 99H59V101H58ZM75 99H76V101H75ZM145 99H147V100H145ZM17 100H19V101H17ZM68 100H69V102H68ZM101 100H103V102ZM164 100H165V102H163ZM200 100L204 101L205 99H202L201 98ZM39 101H41L43 103H41ZM141 101L144 103V105H142L143 103ZM157 101H158V103H157ZM64 103H66V104H64ZM102 103H104V104H102ZM121 103H122V105H121ZM47 104H48V106H47ZM101 104L103 106L105 105V107L101 106ZM146 104H147V107L149 106L148 109L149 110L151 109L150 110V114H149V110H147V108H146ZM59 105H60V107H59ZM186 105H187V107H190L191 102H190L189 99L186 100ZM85 106H86V108H85ZM142 106L143 107L145 106V107L143 108ZM58 107L60 108V110H59ZM66 107H68V108H66ZM70 107H72V108L70 109ZM121 107L122 108H125V109H122ZM118 108H120V109H118ZM261 108H263V109H261ZM153 109L156 112H159L160 111L162 113V114L161 113H158L159 115L161 114L159 116L160 119H158V121H150V118L152 116H149V115H152L151 112H154V111H152ZM256 109H257V111H256ZM80 110H82V112ZM104 111H106V112H104ZM16 112H18V113H16ZM163 112H165V113H163ZM238 112H240L241 115H239L240 113H238ZM67 115H68V117H67ZM72 115H74V116H72ZM162 115H163V117H161ZM85 116L87 118H85ZM89 116H90V119H89ZM126 117H128V118H126ZM147 117H149V118H147ZM241 119H243V123H242V120ZM78 120H79V122H78ZM247 121H248V124H247ZM148 122H151V123L153 122L152 124H155L156 122H158V123H156V124H158V126L156 124H155L156 126L155 125L154 126L153 125H150L151 123L149 124ZM58 123H60V124H58ZM126 123L128 125L129 124H131V125L128 126ZM145 123H147L148 125L147 124L145 125ZM64 124H65V127H63ZM80 125H82V126L80 127ZM123 126H124V129H123ZM95 127H96V130L94 129ZM129 127H131V128H129ZM150 127L152 128V130H151ZM98 128L99 129L102 128V130L100 131ZM154 128H155V130H154ZM77 129H78V132H77ZM57 130H59V131H57ZM147 131H149V132H147ZM123 132L125 133V135H124ZM73 133H74V135H73ZM128 133H130V134H128ZM140 133H141V135H140ZM263 133H262V135H263ZM94 134H96V136ZM235 134H237L238 137ZM99 135H100V137H99ZM232 135H234V136H232ZM60 137H61V139H60ZM135 137L137 139H135ZM139 137H140V139H139ZM75 138H77V139H75ZM79 139H81V140L79 141ZM93 139H94V141L96 140L95 142H93L94 144L91 143L93 141ZM121 140H123V143H122ZM86 141H88V142H86ZM82 143H85V144H83L84 146L83 145L81 146ZM76 144H77V146H76ZM94 145L96 146L95 148H94ZM87 146H89V147H87ZM78 149H80V150H78ZM86 149H87L86 153L88 154L87 156H85V153L83 152ZM10 150L11 151L14 150L13 151V154L14 155L9 156L11 154V151ZM76 150H77V152H76ZM88 150L91 151V152H88ZM45 151H46V153H45ZM81 151L84 153V155L81 154L82 153ZM79 152H80V154H79ZM37 153H39V154H37ZM78 154L81 157V160L79 159ZM130 154H131V152H130ZM245 155H247V156L245 157ZM50 156H52V157L50 158ZM83 157H85V158H83ZM88 157H89V159H88ZM105 158H107V159H105ZM108 158H110L111 160L110 159L108 160ZM68 160H69V163H68ZM77 160H79L81 162H79ZM102 160H104V161L102 162ZM75 161H76V163H75ZM91 161H93V162L91 163ZM105 161L107 162V166L105 164L106 163ZM111 161H113V163ZM86 162H87V164H86ZM102 164H104L103 165L104 168H103ZM48 165H50V166H48ZM81 165H82V167H81ZM88 165H90V166H88ZM245 167H246V165H245ZM249 170H250L249 173L247 175H245L244 178H242L243 180L239 181L240 182L239 183V186L243 183V185H241L243 187L240 186V191H241L240 192V194H241L240 197L242 199L239 197L242 200L241 202H243V203L240 204V206L242 205L241 206L242 210H244L243 213L241 212L242 210L239 209L240 208V206H239V208L236 207V209L233 211V213H230L231 215L230 214H227L226 212H223V213H218L217 212V213L214 214L215 216L214 215H211L212 216L211 217L209 215V217H208L209 218V221H213V222H216V221L218 222L219 221L221 223V224H219V226H220V229L219 230H221V233H222L221 236L224 237L223 238L224 240H228L229 239V241H231V244L230 245L233 246V247L231 246L232 249L231 248H228V247H227L228 250H227V248H225V250L222 249L219 246L220 245V242L217 241L219 239H217L216 242H215V240H213L212 238H210L211 237L210 236V233L212 231L210 232V230H208L207 232H204L203 233V236H205L204 239H205V243H206V244L204 243L203 249H201L199 251V253L198 252L196 253V251H194L195 252L194 253L192 251V252L189 253L190 254L189 256H187L188 254L187 255H184L183 257L182 256L181 257H178L177 256L176 257V260H175L176 261L175 264H179V263L180 264H210L209 262H211V264H264V222H263L264 221V167H260V168L259 167H256L254 169V168H252V167L249 166ZM88 172H86V173H88ZM100 174H102V175L104 174V175L102 176ZM246 176H248V177H246ZM95 177H96V181H94ZM100 177H102V178H100ZM97 179H98V181H97ZM25 188L27 189L26 191L29 190L28 191L29 194H28V192L26 194L27 195V198L29 200L28 203H26L27 206H25V205H18V204H20L18 201L22 198L21 195H20V193L22 191H25ZM65 188H66V190H64ZM242 194H245V195L242 196ZM28 195H29V197H28ZM244 198H246V199H244ZM19 208H20V210H19ZM33 208H34L35 211L34 210H31ZM63 209H66V210H63ZM240 212H241V214H240ZM224 213H226V214H224ZM221 214H223V215H221ZM227 221L229 223H231V221H232L231 224L233 226L232 225L231 226L230 225H226L227 224ZM222 223H224V224H222ZM43 224H44V226H43ZM59 225L62 226V227H60ZM6 226H8L9 228L6 227ZM57 226H58V228H57ZM12 228H14L15 230L12 229ZM233 229H234V232L235 233L232 232ZM231 234L233 235L232 237L230 236ZM227 236H230V237H227ZM61 240L62 241L64 240V241L62 242ZM78 243H80V242H77V244ZM207 244H208V246H207ZM218 246L220 247L221 250L220 249H217ZM223 250H224V252H222ZM212 251H213V253H212ZM214 251H215L216 254L214 253ZM209 255L211 257H214V258H211ZM193 258H195V259H193ZM210 259H213V260H210ZM25 260H26V262H25ZM229 260H231V261H229Z\"/></svg>", "mask_w": 264, "mask_h": 264}]
</instances>
